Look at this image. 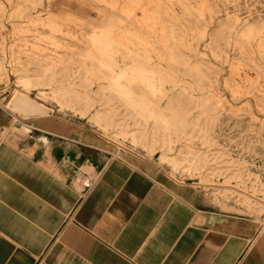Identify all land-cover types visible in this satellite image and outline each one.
<instances>
[{"label":"rangeland","instance_id":"374dc122","mask_svg":"<svg viewBox=\"0 0 264 264\" xmlns=\"http://www.w3.org/2000/svg\"><path fill=\"white\" fill-rule=\"evenodd\" d=\"M17 96L264 230V0H0Z\"/></svg>","mask_w":264,"mask_h":264},{"label":"crops","instance_id":"0c3cea01","mask_svg":"<svg viewBox=\"0 0 264 264\" xmlns=\"http://www.w3.org/2000/svg\"><path fill=\"white\" fill-rule=\"evenodd\" d=\"M14 110L0 103V264H264L255 223L85 127Z\"/></svg>","mask_w":264,"mask_h":264},{"label":"bare ground","instance_id":"6f19581e","mask_svg":"<svg viewBox=\"0 0 264 264\" xmlns=\"http://www.w3.org/2000/svg\"><path fill=\"white\" fill-rule=\"evenodd\" d=\"M12 105L15 109H19V110H22V111L28 112V113L42 114L44 112V109L42 106L31 103L29 100L25 99L23 96H17L14 99ZM171 163L173 164L174 168H176L177 165L179 164V163L176 164L173 162H171ZM261 203H263V202H261Z\"/></svg>","mask_w":264,"mask_h":264}]
</instances>
